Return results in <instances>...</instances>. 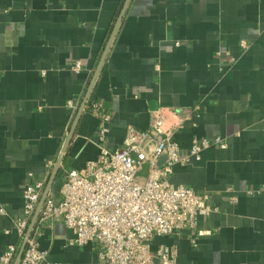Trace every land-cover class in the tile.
Here are the masks:
<instances>
[{
    "label": "crops",
    "instance_id": "obj_1",
    "mask_svg": "<svg viewBox=\"0 0 264 264\" xmlns=\"http://www.w3.org/2000/svg\"><path fill=\"white\" fill-rule=\"evenodd\" d=\"M125 1L0 0V203L8 212L0 214V256L18 242L13 219L30 174L46 186V162L54 161L51 173L71 129L50 190L58 192L62 169L97 158L98 118L88 104L99 100L111 115V148L124 146L129 128L147 130L158 109L166 126L189 114L175 134L184 152L195 137L227 140L170 176L210 192L219 211L200 219L196 244L184 230L155 237L153 251L175 246V264H264V0H128L76 119ZM76 61L83 69H68ZM73 236L61 219L47 220L39 242L50 261L105 264L91 245H68Z\"/></svg>",
    "mask_w": 264,
    "mask_h": 264
},
{
    "label": "built area",
    "instance_id": "obj_2",
    "mask_svg": "<svg viewBox=\"0 0 264 264\" xmlns=\"http://www.w3.org/2000/svg\"><path fill=\"white\" fill-rule=\"evenodd\" d=\"M242 45L247 47L244 42ZM216 56L220 61L233 62L228 52L218 51ZM68 69L77 72L83 67L76 61ZM69 106L75 110L74 101H69ZM88 108L98 118L94 143L99 154L95 160L86 162L82 170L62 169L58 192H48L19 264H70L50 261L49 250L39 242L42 225L56 219H61L74 233L68 245H91L105 264H175L178 256L175 246L166 245L153 251L151 241L157 236L179 235L189 230L191 241L196 244L200 219L219 208L210 192L173 184L170 176L176 165L185 164L190 157L199 158L204 149L226 148L227 140L219 135L195 137L184 152L175 134L189 114L181 117L177 112L178 121L166 126L165 115L158 109L147 130L129 128L124 146L111 148L106 145L110 113L99 100L91 101ZM160 158L164 159L162 163ZM53 165V160L46 162L47 175ZM32 177L30 174L23 189L22 214L13 219L18 242L8 246L0 256V264H13L39 205L46 179ZM228 191L232 192L231 188ZM260 191L250 189L247 193ZM229 200L235 203L237 196L233 194ZM0 214H8L1 203Z\"/></svg>",
    "mask_w": 264,
    "mask_h": 264
},
{
    "label": "water",
    "instance_id": "obj_3",
    "mask_svg": "<svg viewBox=\"0 0 264 264\" xmlns=\"http://www.w3.org/2000/svg\"><path fill=\"white\" fill-rule=\"evenodd\" d=\"M127 4H128V0H126L124 5H123V8H122V10H121V12L119 14V17H118V19H117V21H116V23H115V25L113 27L112 32H111L110 38L108 39L107 44H106V46L104 48V51H103V53H102V55H101V57L99 59L98 65H97V67L95 69V72H94V75H93V79H92V81L90 83V86H89V89H88V91H87V93H86V95H85V97H84V99L82 101V104H81V107H80V110L78 112V115H77L76 119L79 118V116H80V114H81V112H82V110H83V108H84V106H85V104L87 102V99L89 97L90 91H91V89H92V87L94 85V82H95V80H96V78H97V76H98V74H99V72H100V70L102 68L104 60H105L106 55L108 53V50L110 48L111 42H112V40H113V38H114V36L116 34V31H117V29H118V27L120 25V22L122 20V17L124 15L125 10H126ZM73 133H74L73 129H71L70 132L68 133V137H67V139L65 141V144L63 146V149H62V154L59 157V159L57 160V162L55 163V166H54L53 170L51 171V173L49 175V178H48L47 184H46V186L44 188V191L42 193L39 205H38V207H37V209H36V211L34 213L33 218L31 219L30 225H29V227L27 229V232H26V237L23 240V242H22V244H21V246L19 248V251H18V253H17V255H16L15 259H14L13 264H19V262H20V259H21L22 255H23V251H24L25 246H26L27 239L31 235V233H32V231H33V229H34V227L36 225V222H37V219H38L42 204H43L48 192L50 191L51 187L53 186L54 181L56 180L57 174L59 172L60 164H61V161H62V156H63V154H64V152H65V150L67 148L68 143L70 142V139L72 138Z\"/></svg>",
    "mask_w": 264,
    "mask_h": 264
}]
</instances>
